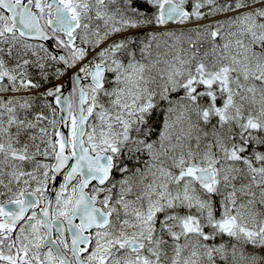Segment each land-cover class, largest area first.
Instances as JSON below:
<instances>
[{"label": "snow or ice", "instance_id": "obj_1", "mask_svg": "<svg viewBox=\"0 0 264 264\" xmlns=\"http://www.w3.org/2000/svg\"><path fill=\"white\" fill-rule=\"evenodd\" d=\"M0 264H264V0H0Z\"/></svg>", "mask_w": 264, "mask_h": 264}]
</instances>
